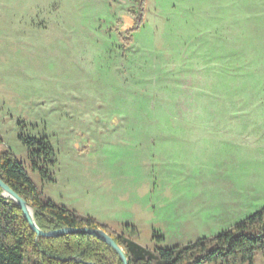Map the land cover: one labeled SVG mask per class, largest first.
<instances>
[{
    "label": "rangeland",
    "instance_id": "rangeland-1",
    "mask_svg": "<svg viewBox=\"0 0 264 264\" xmlns=\"http://www.w3.org/2000/svg\"><path fill=\"white\" fill-rule=\"evenodd\" d=\"M139 1L0 0V154L44 200L152 253L212 230L203 209L264 208V0H143L141 23ZM20 137L50 146L53 182ZM145 176L172 211L113 218Z\"/></svg>",
    "mask_w": 264,
    "mask_h": 264
},
{
    "label": "trees",
    "instance_id": "trees-1",
    "mask_svg": "<svg viewBox=\"0 0 264 264\" xmlns=\"http://www.w3.org/2000/svg\"><path fill=\"white\" fill-rule=\"evenodd\" d=\"M143 7L144 2L140 0L137 7L140 23ZM19 140L28 152L33 172L42 182H53L45 170L55 165L50 146L23 137ZM38 165L42 167L38 168ZM0 181L30 206L34 223L41 232L82 228L102 230L122 250L127 264H253L257 255H261L264 263V208L212 238L199 239L181 247L156 249L151 253L123 234L111 233L89 217L44 200L10 152L0 154ZM2 193L0 188V264H123L110 247L93 236L71 234L46 238L36 235L21 209L13 201L3 198ZM123 230H128L129 235L135 232L128 226Z\"/></svg>",
    "mask_w": 264,
    "mask_h": 264
},
{
    "label": "crops",
    "instance_id": "crops-1",
    "mask_svg": "<svg viewBox=\"0 0 264 264\" xmlns=\"http://www.w3.org/2000/svg\"><path fill=\"white\" fill-rule=\"evenodd\" d=\"M160 149H161V147L159 148V150L153 149V151L155 150L154 151L155 154L156 153H160V151H161ZM165 149H167V150L164 151V152H167L168 150H170L168 148H165ZM148 151H150V150H148ZM173 153H175V152H173ZM163 167H165V166H163ZM171 168H173L174 170L171 169ZM169 169H170V171L174 172L173 175L176 176V172H177L178 169H176L175 166H173L171 164H170V168ZM139 178H140V176L139 177H136V179H134L133 182L136 184V182L139 181ZM146 179H147V177L145 176V178H143V181H144L143 184H146V185L149 186L148 193L145 194V196L143 195L142 197H140V201L137 202V203H135L137 200H134L133 199L134 200V201L132 200L133 201V206L131 204L128 207H125L126 208V211H127V214L126 213H122L123 212V209H120L119 207H115L112 204L108 208L107 212H110V215L113 218L118 217L121 220L125 218L126 223L135 224L136 222H134L133 220L136 219V218H138V217H141L142 216L144 218H148L147 220H149V219L152 220L153 218H155V216L161 215L160 212L161 213L162 212H167L168 210H171L172 211V209H171L172 204H170L167 207L166 206L159 207L158 205L157 206L151 205V202L149 201V198H151L152 196L149 197V195H150L149 192L152 191V189H151L150 181H147L148 183H146L145 182ZM192 199L194 200V202L195 201L197 202L198 197L195 198L193 196ZM192 199H190V200L192 201ZM244 203H246V202H244ZM173 208H175V205L173 206ZM207 210L210 213H212V216H213L212 219H216V222L213 223L214 224V228L212 230L209 229V230L206 231V232L209 233V235H206L205 234L206 232L204 234L195 233V235H194V237L192 239H186V241L195 242V241H197L199 239H203V238H207V239L208 238H212V237L216 236L217 234H219V233H221L223 231H226V230L232 228L235 224L243 221L245 218H247L249 215L253 214L254 212L258 211L259 209L258 210L255 209V206L254 205H252L250 207V209H247V210H245V207H244L242 209L241 208H238L235 211H231V210H228V209L219 210V209H215V207H213V208H210L209 207L208 209L207 208L206 209H203L201 211V213L198 212L196 215L197 216H200V218H201V217H203V214L206 213L205 211H207ZM187 211H189V208H188ZM236 211H240V212L237 213ZM241 211L243 213H241ZM115 212L118 213V214H116L117 216H114V213ZM132 217H133V219H132ZM118 218H115V219H118ZM215 227L219 228V230L216 231V228ZM191 234H194L193 233V230H192V233Z\"/></svg>",
    "mask_w": 264,
    "mask_h": 264
},
{
    "label": "water",
    "instance_id": "water-1",
    "mask_svg": "<svg viewBox=\"0 0 264 264\" xmlns=\"http://www.w3.org/2000/svg\"><path fill=\"white\" fill-rule=\"evenodd\" d=\"M0 188L2 190V197L5 199H9L13 201L22 211L24 218L26 222L28 223L30 229L38 236L40 237H46V238H55V237H61L65 235H71V234H86L89 236H93L97 240L103 242L108 247H110L121 259L123 264H127V260L122 252V250L116 245V243L102 230L99 229H88V228H82V229H60L57 231H52L48 233L41 232L36 227L34 220H33V211L30 208L28 204H26L23 200H21L18 196H16L7 186H5L0 181Z\"/></svg>",
    "mask_w": 264,
    "mask_h": 264
}]
</instances>
